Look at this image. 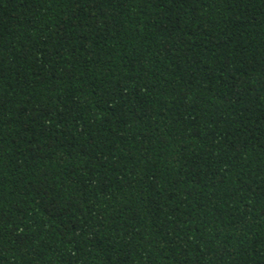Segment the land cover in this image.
Listing matches in <instances>:
<instances>
[{"label": "trees", "instance_id": "obj_1", "mask_svg": "<svg viewBox=\"0 0 264 264\" xmlns=\"http://www.w3.org/2000/svg\"><path fill=\"white\" fill-rule=\"evenodd\" d=\"M0 264H264V0H0Z\"/></svg>", "mask_w": 264, "mask_h": 264}]
</instances>
